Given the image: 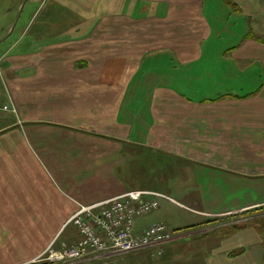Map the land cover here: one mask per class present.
<instances>
[{"label":"crops","instance_id":"0c3cea01","mask_svg":"<svg viewBox=\"0 0 264 264\" xmlns=\"http://www.w3.org/2000/svg\"><path fill=\"white\" fill-rule=\"evenodd\" d=\"M40 18L0 50V229L72 245L79 205L132 190L206 220L264 202L222 204L264 179V44L246 37L264 0H53Z\"/></svg>","mask_w":264,"mask_h":264},{"label":"rangeland","instance_id":"374dc122","mask_svg":"<svg viewBox=\"0 0 264 264\" xmlns=\"http://www.w3.org/2000/svg\"><path fill=\"white\" fill-rule=\"evenodd\" d=\"M52 2L53 0H45L38 6L29 0H0V44L5 41L3 37L7 36L6 42L0 45V50L1 47L14 41L24 29L29 31L37 29L40 17L47 13ZM34 12L36 13L35 17H33ZM258 37L264 39V34ZM256 38L254 36L252 39ZM225 39L229 40L226 43L231 44L236 37ZM253 71L256 72V70ZM263 71L261 63H259L257 73L260 80L264 76ZM243 182V189L238 190L236 194H231L229 190L226 191L222 198L223 206L231 208L234 206L235 200L242 202L243 205L247 202L264 201V179L253 183L244 179ZM161 204L162 206L165 204L161 211H154L143 220L148 222L157 218H166L169 225L173 227L170 230L171 233L173 230L182 229L188 225H198L199 228H203V231L195 228V230L180 234L174 233L175 235H173L172 233L174 238L170 242L160 248L129 253V256L121 264H262L257 257L261 241L257 240L258 235L251 227L242 228L243 225L239 226L240 224L235 222L231 225L227 224L228 226L212 229L214 227L211 225L202 224L206 219L199 215L168 204V202H160ZM192 205L196 209H201L198 203ZM249 210L241 216H248L250 217L248 219H251L255 211H253L254 209ZM261 210L260 212L264 211V209ZM233 214L226 212L221 215L222 217H217V219L214 217L212 220L216 219L223 223L226 221L225 218L235 217ZM255 214V218L260 217L259 211L258 214L257 212ZM59 231L56 229H0V264H60L51 262L46 251L51 244L54 250L70 246L67 243L61 245L62 235L59 234L55 238ZM176 236H182V238L175 239ZM234 249L237 251L244 249L246 252L243 256L239 254L234 261L230 262L227 259V254ZM160 250L162 253L159 255Z\"/></svg>","mask_w":264,"mask_h":264},{"label":"built area","instance_id":"2783aa9c","mask_svg":"<svg viewBox=\"0 0 264 264\" xmlns=\"http://www.w3.org/2000/svg\"><path fill=\"white\" fill-rule=\"evenodd\" d=\"M15 109L0 104V115ZM174 202L153 190H132L91 205H79L67 221L78 241L61 250L47 248L48 259L60 264H121V258L140 250L160 248L172 240L170 229L155 223L135 231L137 219L157 211L160 202ZM162 252H158L160 255Z\"/></svg>","mask_w":264,"mask_h":264},{"label":"trees","instance_id":"16d2710c","mask_svg":"<svg viewBox=\"0 0 264 264\" xmlns=\"http://www.w3.org/2000/svg\"><path fill=\"white\" fill-rule=\"evenodd\" d=\"M247 37L248 38H253L254 36L250 34ZM256 39L260 43L264 44V39H261L260 37H257ZM262 209H264V208H262ZM254 211H255L254 213H256L258 211H259V213H261L260 211H262V210L258 209V210H254ZM225 220H229V219L226 218ZM218 222H219V220L213 219V220H205L202 224L208 226V225H212V224H215V223H218ZM257 223H258V225H256ZM246 225L249 226V227L256 228V230H257V232L260 235V238L262 240V245L264 246V219H262V220L258 219V220L253 221V222L250 221ZM242 227H245V225H243ZM195 228L201 229V228H199L198 225H194V226H190V227H186V228H182V229L173 230L172 233H173V235H175L174 233H179L180 234L182 232H187L189 230H195ZM243 252H244V249H242V251H233V252H231L229 254V257H230V259H233L234 257H237L239 254L242 255ZM263 264H264V260H263Z\"/></svg>","mask_w":264,"mask_h":264},{"label":"flooded vegetation","instance_id":"af4514ba","mask_svg":"<svg viewBox=\"0 0 264 264\" xmlns=\"http://www.w3.org/2000/svg\"><path fill=\"white\" fill-rule=\"evenodd\" d=\"M261 206V207H260ZM262 208H264V202H261V204H259V205H257V206H254V208H249V209H254V210H258V209H262ZM249 209H247V210H244L243 211V213H240V214H238V215H240V216H235V217H228V219L229 220H226V221H224L223 223H222V221H219L218 223H215V224H212L211 225V227H216V229L217 228H220L221 226H228V225H231V224H233V223H235V222H238L240 225L239 226H242V225H245V227L247 226L246 224H248V222H253V221H256V220H258V219H260V218H263L264 219V211L263 212H261V213H259L260 214V217H258V218H255V216H256V214L255 213H253L254 215L253 216H251V219H248V218H250V217H247V216H241L242 214H244V213H246L247 211H250ZM253 210V211H254ZM232 213V212H231ZM234 214H235V212H233ZM257 214H258V212H257ZM213 217L212 218H214V217H216V219H217V217H220L221 215H212ZM222 217V216H221ZM212 218H210V219H208V220H212ZM252 218H255V219H252ZM226 219V218H225ZM221 222V224H219ZM242 222V223H241ZM259 223V222H258ZM258 223L256 224V225H258ZM228 224V225H227ZM247 227H249V226H247ZM246 227V228H247ZM242 228H244V227H242ZM252 229H254L255 230V232H256V234L258 235V237H260V235L258 234V232H257V230H256V228H254V227H251ZM201 231H203V228H201L200 229ZM204 231H205V229H204ZM196 232V231H195ZM193 233V232H192ZM178 237H181L182 238V236H176L175 237V239H177ZM184 237V236H183ZM174 238V237H173ZM179 239V238H178ZM261 239V238H260ZM233 251H237V249H234ZM232 251V252H233ZM245 252V251H244ZM243 252V253H244ZM227 257H229V254H228V256Z\"/></svg>","mask_w":264,"mask_h":264}]
</instances>
